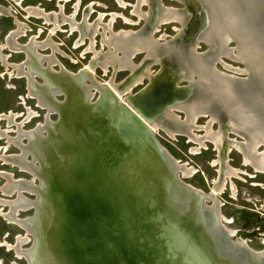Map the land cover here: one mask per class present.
Returning a JSON list of instances; mask_svg holds the SVG:
<instances>
[{"label":"water","instance_id":"obj_1","mask_svg":"<svg viewBox=\"0 0 264 264\" xmlns=\"http://www.w3.org/2000/svg\"><path fill=\"white\" fill-rule=\"evenodd\" d=\"M255 1L264 11V0ZM181 3L178 9L188 17L168 42L181 48L195 43L196 49L204 42L197 38L202 13L193 9L194 0ZM153 23H145V28ZM255 26L264 29V12ZM205 44L195 54L218 63L211 56L213 44ZM141 61L140 68L152 63L148 58ZM159 65L143 87L123 94L144 118L159 119L166 105L195 95L177 55L161 59ZM36 73L41 81L30 79L35 88L53 85L49 101L56 107L52 122L59 135L52 143L49 169L37 178V190L44 192L39 195L42 208L34 205L28 217L35 224L32 251L40 252V264L49 258L54 264H264L263 252L254 253L226 230L216 204L211 206L213 195L183 180L175 158L137 113L106 88L92 101L86 99L82 70L67 74L45 65L37 66ZM164 73L167 77L161 78ZM242 80L235 79L239 85ZM59 94L61 99L56 98ZM204 111L194 120L212 116ZM218 121L225 131L224 117ZM54 123L48 121L49 126ZM26 155L35 161L30 152Z\"/></svg>","mask_w":264,"mask_h":264},{"label":"bare ground","instance_id":"obj_2","mask_svg":"<svg viewBox=\"0 0 264 264\" xmlns=\"http://www.w3.org/2000/svg\"><path fill=\"white\" fill-rule=\"evenodd\" d=\"M121 7L124 6V3L121 0H117ZM150 0H137L135 5L134 13L139 17L143 18L147 23H154L149 27L141 30L142 32H133V31H124L121 30L117 33L112 32L111 23L105 25L102 24V16L100 15L98 22L95 24H85L84 30L86 35L88 33L91 36L97 34L98 29L102 28V44L106 45L109 49L113 48V51L109 50L105 54L96 52L94 50V43L91 40V43L87 49V52H92L93 57L92 61L85 65L83 71V80H85L87 88L84 91V96L88 100L93 94L99 92L102 88H106L110 94L117 97L123 104L128 106L132 111L137 113L140 118L155 132L157 129L156 124H152V121L155 119L144 118L142 117L131 105L124 99L123 94L130 92L134 86H137L142 82L144 78L151 80L154 76L151 75L150 66L152 63H159L161 59L170 58L173 55H177L180 59V63L187 70V76L193 83L195 88V95L189 99H180L176 100L174 103L166 105V108L162 110L164 112L165 119L170 120L171 123L175 124L178 127L179 133L186 134L189 139L197 143L200 147H205V142L209 141L215 145L219 151L221 147L224 146L223 141V132L230 130L237 134L243 136L246 140L245 144L233 142L234 148L240 151L243 155V161L245 165L251 166L256 172L264 173V152L256 153L257 147L259 145H264V29L258 28L255 26V20L264 12L260 10V4L255 0H194L193 9H200L201 15L203 18V28L200 31V34L197 38L203 40L207 44H213L212 55L214 60H217L218 63H223L221 61L222 56L232 58L233 60L240 61L245 69H235L227 64H222L227 70L233 71L235 73H243L245 77H242L243 85L236 83L235 79L238 77L235 74L228 75L226 73L219 72L213 63H208L206 60L200 58L195 54V43L188 46L187 48L177 47L174 41L157 43L153 40L151 32L154 25L170 23V22H179L183 25L186 17L188 15L186 12L175 10L168 7H160L158 3V11L152 17V13H142L140 12V5L142 3L149 4ZM182 1V0H178ZM199 2V4H197ZM255 2V3H254ZM262 9V6H261ZM189 10V8H188ZM28 15L35 16L37 18H42L46 24H52L54 28L51 30L53 34L60 24L70 22L72 29L77 27L78 30H81L79 24H73L74 21L71 19L63 18L57 14H46L40 9H26ZM255 15V16H254ZM73 20V18H72ZM113 20V17L112 19ZM62 22V23H61ZM111 22V21H110ZM18 29L11 32V34L6 37L5 45L0 46V54L3 49L7 48L10 52H22L26 56V61L19 64H8V57L2 56V61L5 66H10L17 74L18 77L27 79V91L29 97H34L38 100V106L40 108L46 109V121L45 124H39L37 128L27 133L21 132L22 124L16 125L18 127V146L22 151L20 155L12 156H3L1 159L6 163L14 164L18 166L21 171L28 172L36 178H43L46 174L47 169H49V158L51 157V147L53 137L58 138V129L55 127V123L49 126L48 121H51L49 114L55 113L54 109L56 107L49 101V94L52 91V83L44 86L43 89L35 88L33 84H30V79L35 78L34 74L36 73L37 66L42 68V62H48V69L53 72L54 66L58 65L60 71L70 74L71 72L67 71L65 67L59 62L56 58V53L58 48L51 40L46 42L35 43L31 39L29 45H20L17 43V39L22 32V25L16 23ZM155 30V29H154ZM157 31V28H156ZM107 32L110 35L107 36ZM145 36H144V34ZM234 42L236 51L233 52L232 48L229 49L228 42ZM46 48H51L52 55L44 56L39 54L40 50ZM30 50V53L28 52ZM118 51L121 55L118 54ZM143 52L145 57L143 59H151V64H146L142 68L137 65H134L132 59L136 54ZM36 56H32L33 54ZM142 63V62H141ZM217 63V62H216ZM95 66H100L103 71L106 73L108 67H113L114 72L129 70L133 78L125 79L118 85H114L112 80L101 84L96 81L95 76ZM130 74V75H131ZM167 77V74L164 73L161 78ZM53 81V80H52ZM89 81V83H88ZM241 84V83H240ZM174 109H178L184 112L185 120L178 121L174 116ZM204 110L211 112L212 116L207 122L205 127V135L202 137L196 136L193 133L195 128V115L196 113H204ZM34 116V113L28 110L27 119H30ZM224 117L223 125L226 126V130L222 129L220 117ZM8 125L15 124V116H7ZM26 119V120H27ZM216 120L219 124L220 130L213 131L211 129L212 121ZM52 124V123H51ZM232 124V126H230ZM49 126V127H48ZM159 127V126H158ZM53 129L55 132H53ZM40 130H46L45 136L38 134ZM5 132V131H4ZM167 133L170 136H174L176 130L167 129ZM5 135V134H3ZM29 135V138L27 137ZM7 137V136H6ZM25 137L28 139V145L22 146L20 144L21 138ZM10 141L11 139L8 138ZM14 140V139H13ZM12 140V142H14ZM11 142V141H10ZM35 143V144H34ZM23 147L27 148L24 149ZM26 150V151H25ZM195 149L194 151H197ZM30 152L33 156V160L28 161L26 158V152ZM230 150L228 148V153ZM220 154V153H219ZM178 167L181 169L183 175H187L190 170L186 169L183 165H180L178 161H175ZM35 163L39 164V167H36ZM214 164H219V179L215 182L214 190L211 193L212 195H218L225 188L226 179H230L233 176L237 175L236 170L230 168L228 165H225V168L222 166L221 158H218ZM49 166V167H48ZM46 170V171H45ZM192 172V171H191ZM7 175V174H5ZM223 175V179H221ZM39 176V177H38ZM41 180V179H40ZM34 181V180H33ZM25 181V180H14L12 175L7 176V183L5 187L0 189L3 194L10 195L16 192L18 194L17 199L12 202H0L4 205L7 204L10 207V211L4 215L6 220L9 222H14L18 224L22 229H24L27 235L34 236L32 229L35 228V224L29 223L31 218L25 220H19L18 215L20 211H25L28 209H33V206L37 205L42 208L43 198L39 200V195H43V191H38L34 182ZM42 184V183H41ZM40 184V185H41ZM24 193H35V201L28 200ZM39 201V202H36ZM216 202H213L211 205H215ZM217 212L219 211V206L216 205ZM220 214V211H219ZM221 218V217H220ZM35 230V229H34ZM229 233H232L228 231ZM28 241L27 237H18L17 244L15 246H8V248H13L17 258L24 257L28 264H40L41 258L39 251H32L33 245L31 248L24 250L21 248L23 243ZM35 242V240H33ZM240 242V241H239ZM240 243H244L241 241ZM246 245V244H245ZM247 246V245H246ZM248 247V246H247ZM252 250V249H251ZM253 251V250H252ZM254 253H262L256 252ZM46 264H54L49 258L46 260Z\"/></svg>","mask_w":264,"mask_h":264},{"label":"rangeland","instance_id":"obj_3","mask_svg":"<svg viewBox=\"0 0 264 264\" xmlns=\"http://www.w3.org/2000/svg\"><path fill=\"white\" fill-rule=\"evenodd\" d=\"M19 1H21L22 7L18 4ZM19 1L0 0V7L6 10H0V46L5 45L7 35L10 32L16 31L18 29L16 23H19L23 26V34L18 37V44L29 45L31 39H33V42L35 43L51 40V42L58 48L56 58L65 69L71 73L83 70L85 65H88L92 61L93 53L86 52L88 48L85 49L89 43L88 38L90 43L91 40L93 41L94 50L96 52L105 54L109 50L113 51V48L109 49L106 45L102 44L103 29L99 28L97 34L94 36H91V34L88 33L84 40L81 33L82 30L79 31L77 27L72 29L70 22L67 21L66 23L60 24L57 30L51 34V30L54 26L52 24H46L42 18L28 15L26 11L27 8L33 7L29 9H42L41 11L46 14L55 13L61 17V20L63 18L71 19V21H74L73 24H79L80 27L85 24H95L98 22L101 15L102 24L107 25L111 23V30L114 33L121 30L136 32V30L141 29V27L145 28L144 24L146 23L143 18H139L134 13L137 0H121L124 3L123 7L119 5L117 0ZM159 4L161 8L168 7L175 10H179L178 8L183 7V4L178 0H159ZM197 4H199V2ZM149 8L150 4L142 3L140 5V12H151ZM155 11H157V7ZM112 17L113 20H111ZM182 29L183 25L179 22H170L162 25L156 23L150 36H152L155 42L163 43L168 41L176 31ZM108 35H110L109 32H107V36ZM83 40L86 42L85 45H80L83 43ZM227 47L229 49L232 48L233 52L236 53L234 50V42H228ZM205 48L206 44L204 42H199V47L196 48V50L202 51ZM39 54L50 56V54L52 55V50L51 48H46L40 50ZM118 54L121 55L119 51ZM2 56L8 57V64H19L23 63L21 60L24 59L25 54L19 51L12 53L7 48L3 49L0 54V189L5 187L7 176L9 175H12L14 180H34V184L38 187L39 185L37 184L38 180L36 176L34 177L28 172L21 171V169L14 164L4 162L1 157L20 155L22 152L17 145L19 140H17L18 127L16 125L23 123L21 127V132L23 133L32 131L37 128L39 124H45L47 111L38 106V100L36 98L29 97L27 91V79L18 77L16 72L10 66L6 67L2 61ZM144 57L145 54L143 52L136 54L132 59L134 65L140 66V63L142 62L141 60ZM221 61L235 69H245L243 64L238 60L222 56ZM222 64H215L219 72L228 75L235 74L238 77H245V74L243 73H235L227 70ZM45 65H48V62H42V68H44ZM159 66V63L156 62L148 66L152 76H154V73ZM53 68L55 71L58 69L60 70L58 65ZM94 69L96 81L101 84H105V82L112 80L114 85H118L126 79L127 75L131 74L129 70L112 72V69L114 70V68L111 66L108 67L106 73L100 66H95ZM35 79L36 81H41L39 77H35ZM147 79V77L144 78L140 84L134 86L131 91L127 93H134L143 87L147 83ZM180 83L184 84L185 81H181ZM96 94L97 93L93 94L91 97L92 100L95 98ZM61 97L60 94L56 95L57 99H61ZM28 110L34 113V116L30 119H27ZM173 112L178 121L182 122L185 120V114L183 111L174 109ZM10 115L15 116V124L8 125L6 117H9ZM49 118L51 120L49 122L54 123L52 121L55 120L56 114H49ZM209 120L210 118L208 119L207 116L198 117L195 122V127L198 128L193 130L194 135L199 137L204 136L205 129L202 127H205ZM152 124L157 125L154 135L159 144L175 158V161H178L180 165H183L186 169L190 170L189 173H186L187 175H183L182 173L183 180L204 193L213 192L214 184L219 179L218 170L220 168L219 164H214L219 158L218 150L215 145L206 141L205 147L199 148L200 146L191 141L186 134L179 133L178 131L180 130H178V127L175 124L171 123L170 120L165 119L164 112H162L159 119L157 118L153 120ZM230 126H232V124ZM167 129L176 130L174 136H170L167 133ZM211 129L214 132L220 130L219 124L215 120L211 123ZM44 132H46V130L43 131L42 136H45ZM53 132H55L54 129ZM223 133L225 134H223V141L225 139L229 143H231V140L241 144L246 143L245 138L240 134L230 130ZM8 138L11 139V142ZM55 139L57 138L53 137V141ZM12 140L14 142H12ZM26 141H28V139L22 137L20 144L25 146ZM234 147L233 144L230 145L229 148L232 150L222 159L230 168L238 171L237 175L230 179H226L225 188L222 192L218 195H213L214 202L219 206L222 216L229 222L228 224L223 222L224 226L227 229L235 231L234 237L236 240H244L250 249L254 251H262L264 247V173H257L251 168V166L245 165L242 153L240 151L238 152ZM195 149L198 150L194 151ZM263 152L264 145H259L256 153L259 154ZM26 158L31 162L30 155H26ZM35 165L36 167H39L38 163H35ZM17 196L18 194L16 192L6 195L0 191V200L4 202L15 201ZM24 196L30 201H35L36 199L35 193H24ZM207 204H210V202L208 201ZM9 209L10 207L7 206V204L3 205L0 202V264H28L24 257H16L13 248H8V246H15L17 244L18 237H27L28 239L26 243L21 245L22 249L27 250L32 246V235H27L26 231L18 224L9 222L3 217L6 212L8 213L10 211ZM32 211L33 209L20 211L18 219H28L32 214ZM2 214L4 215L2 216Z\"/></svg>","mask_w":264,"mask_h":264},{"label":"flooded vegetation","instance_id":"obj_4","mask_svg":"<svg viewBox=\"0 0 264 264\" xmlns=\"http://www.w3.org/2000/svg\"><path fill=\"white\" fill-rule=\"evenodd\" d=\"M11 1H13V0H11ZM17 1H19V0H17ZM16 3V2H15ZM157 3H159V0L158 1H156L155 2V0H150L149 1V4H150V11L152 12V17L157 13V11L160 9H158V4ZM21 7H22V5H21V1H19V3H18ZM26 7V6H25ZM156 7H157V11H155V9H156ZM29 8H33V7H29ZM0 10H4L2 7H0ZM23 10V9H22ZM42 10V9H41ZM4 11H6V10H4ZM24 11V10H23ZM45 11V10H44ZM87 12V11H86ZM33 17V16H32ZM66 25H68V24H66ZM84 28V25H82L81 26V33H82V37H83V39L85 40V36H86V32H85V30L83 29ZM119 32V31H118ZM11 34V32L7 35V37L9 36ZM71 34V33H70ZM78 37H79V33H78ZM90 37V36H89ZM83 40V43L82 44H80V45H85V41ZM77 41V40H76ZM75 41V42H76ZM88 41H89V43H88V45L86 46V48L85 49H87L88 47H89V45H90V40H89V38H88ZM74 45H75V43H74ZM79 45V46H80ZM75 47V46H74ZM87 52V51H86ZM90 53V52H89ZM23 62V61H22ZM25 62V61H24ZM114 71V70H113ZM225 135V134H224ZM231 142V141H230ZM232 143L233 142H231V143H229L228 141H226L225 139H224V146L223 147H221L220 148V150L218 151V157L219 158H221V162H222V166H223V168H225V165H227L226 163H224L223 162V159L222 158H224L226 155H227V150H228V148H229V146L230 145H232ZM223 151V155H221V153H220V151ZM229 150L231 151L232 149L231 148H229ZM220 153V154H219ZM244 165V164H243ZM245 166V165H244ZM252 168V167H251ZM253 169V168H252ZM254 170V169H253ZM219 171V170H218ZM255 171V170H254ZM256 172V171H255ZM219 173V172H218ZM257 173H259V172H257ZM220 177V176H219ZM221 179H223V175H221ZM214 186H215V184H214ZM214 188V187H213ZM212 193V192H211ZM8 206V205H7ZM10 210V209H9ZM8 210V211H9ZM220 211V210H219ZM2 213V212H1ZM7 213V212H6ZM5 214V213H4ZM4 214H2V216L4 215ZM220 217H221V222L223 223H226V224H228L229 222L228 221H226L225 220V218L222 216V214H221V212H220ZM4 217V216H3ZM5 218V217H4ZM6 219V218H5ZM8 221V220H7ZM226 228V227H225ZM226 230L227 231H230V232H232V233H235V231H233V230H230V229H227L226 228ZM237 241H241V240H237ZM244 241V240H243ZM245 242V241H244ZM246 243V242H245ZM246 245H247V243H246ZM254 251V250H253ZM263 251V250H262ZM262 251H256V252H262ZM17 257V256H16Z\"/></svg>","mask_w":264,"mask_h":264}]
</instances>
